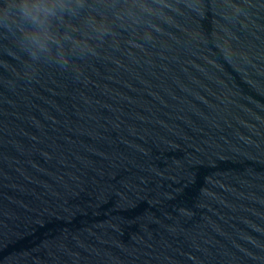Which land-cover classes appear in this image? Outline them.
<instances>
[{"label":"water","instance_id":"1","mask_svg":"<svg viewBox=\"0 0 264 264\" xmlns=\"http://www.w3.org/2000/svg\"><path fill=\"white\" fill-rule=\"evenodd\" d=\"M68 26L64 67L0 31V264H264V0Z\"/></svg>","mask_w":264,"mask_h":264},{"label":"clouds","instance_id":"2","mask_svg":"<svg viewBox=\"0 0 264 264\" xmlns=\"http://www.w3.org/2000/svg\"><path fill=\"white\" fill-rule=\"evenodd\" d=\"M88 4L89 0H0V31L18 37L19 50L30 63L64 67L66 52L87 46L68 25L81 18ZM86 26L103 30L91 18Z\"/></svg>","mask_w":264,"mask_h":264}]
</instances>
